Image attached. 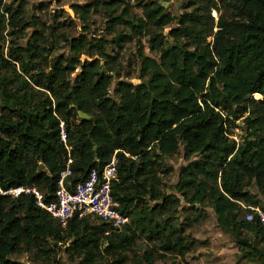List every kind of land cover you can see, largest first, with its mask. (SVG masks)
<instances>
[{"label": "trees", "instance_id": "1", "mask_svg": "<svg viewBox=\"0 0 264 264\" xmlns=\"http://www.w3.org/2000/svg\"><path fill=\"white\" fill-rule=\"evenodd\" d=\"M133 1L72 6L82 23L74 36L64 12L47 24L22 2L0 0V264H24L13 260L21 256L58 264L60 252L76 264L185 258L194 243L186 227L204 208L246 262L264 264V234L257 218L245 220L252 209L264 212V0H188L178 16L156 0ZM101 10L110 40L89 37L91 15ZM119 27L129 33L116 34ZM132 42L140 83L114 85L119 52ZM240 118L247 135L238 145L230 128ZM180 151L187 166L167 188L166 160ZM113 157L111 194L129 219L121 232L90 216L63 228L38 205L33 190L44 206L56 202L68 159L71 189ZM19 188L30 192L2 194ZM188 209L190 224L180 221Z\"/></svg>", "mask_w": 264, "mask_h": 264}, {"label": "rangeland", "instance_id": "2", "mask_svg": "<svg viewBox=\"0 0 264 264\" xmlns=\"http://www.w3.org/2000/svg\"><path fill=\"white\" fill-rule=\"evenodd\" d=\"M9 0H7L8 2ZM22 2L25 6L27 12L31 16H36L42 22L49 24L50 16L54 13L64 12L65 17L73 20L75 24L74 30L70 28L69 33L72 35H79L82 33L81 27L82 23L77 19L74 12L72 11V6L74 5H86L94 0H10V2ZM130 6H135L133 0H121ZM161 5L166 4L167 12L173 16H178L185 11H188V0H156ZM120 12V9L117 13ZM133 13L138 17L142 16V10L140 8H134ZM212 16L216 19V13L213 11ZM174 23V22H173ZM173 27V25H171ZM106 20L104 18L103 11H98L91 15L90 19V33L89 37H105L106 40H110L112 36L106 34ZM155 27H150V31L153 32ZM169 28L164 30V34H168ZM32 31H29V35ZM116 34L126 33L129 31L124 27H119L115 31ZM148 39L143 40L144 52L147 56L154 57L149 45ZM211 41V39H209ZM111 46H109L110 51ZM135 43H128L123 46L119 52L118 62L122 66L121 78L114 80V85L116 81L131 82L132 84H139L138 80L139 68L135 60L136 55ZM84 59V58H83ZM79 70L73 76H76ZM258 101L262 100L261 96H255ZM244 118H240L234 121L231 125L230 131L232 134V139L236 144H241L246 139V131L244 125ZM183 152L180 151L176 156L166 160V173L163 175L164 183L167 188L175 186L178 183L179 175L183 167L187 166V162L184 160ZM252 193H256V190L251 189ZM263 200V201H262ZM261 204H263L264 199H261ZM184 208L187 206L182 203ZM206 216L204 218L198 219L197 222L191 223L193 218L192 210L188 209L185 215L180 216V221H186L191 223L190 227H186V236L189 241H193V250L186 255L185 258H176L174 256H168L163 261H158L155 264H249L243 258L239 251L238 245L235 243L234 239L229 235L224 234L220 228L217 226L216 218L214 212L210 208H204ZM188 220V221H187ZM109 234V233H108ZM146 244L141 242L139 244L138 252L141 254L146 249ZM261 248H264L262 245ZM13 260L19 261L24 264H41L34 260L33 256H21L13 257ZM57 260L58 264H76L70 262L65 253L60 252Z\"/></svg>", "mask_w": 264, "mask_h": 264}, {"label": "built area", "instance_id": "3", "mask_svg": "<svg viewBox=\"0 0 264 264\" xmlns=\"http://www.w3.org/2000/svg\"><path fill=\"white\" fill-rule=\"evenodd\" d=\"M62 140L65 141L64 133H62ZM71 165L72 159H68L66 170L58 181L54 204L44 206L41 203V195L32 191L38 200V205L58 220L63 228H66L75 217L80 220L90 216L109 225L112 231L121 232L129 224V219L117 210L118 205L111 194L112 182L116 180L117 176L116 158L113 157L101 170L91 169L82 182L68 189L67 180L73 175ZM29 192V190L19 188L2 194L18 197L22 193ZM252 211V213L246 214L245 220L252 222L257 218L259 228L264 234V212L259 209H252Z\"/></svg>", "mask_w": 264, "mask_h": 264}, {"label": "water", "instance_id": "4", "mask_svg": "<svg viewBox=\"0 0 264 264\" xmlns=\"http://www.w3.org/2000/svg\"><path fill=\"white\" fill-rule=\"evenodd\" d=\"M162 6H163V7H166V4L162 3ZM208 85H210V83H209ZM79 117H80L82 120H86V121H89V120H90V117H89V116H87V115H85V114H83V113H80V112H79ZM41 169L44 170V167H42Z\"/></svg>", "mask_w": 264, "mask_h": 264}, {"label": "crops", "instance_id": "5", "mask_svg": "<svg viewBox=\"0 0 264 264\" xmlns=\"http://www.w3.org/2000/svg\"><path fill=\"white\" fill-rule=\"evenodd\" d=\"M263 201V200H262ZM263 204H264V202H263ZM264 206V205H263Z\"/></svg>", "mask_w": 264, "mask_h": 264}, {"label": "bare ground", "instance_id": "6", "mask_svg": "<svg viewBox=\"0 0 264 264\" xmlns=\"http://www.w3.org/2000/svg\"><path fill=\"white\" fill-rule=\"evenodd\" d=\"M256 96H259V95H256Z\"/></svg>", "mask_w": 264, "mask_h": 264}]
</instances>
